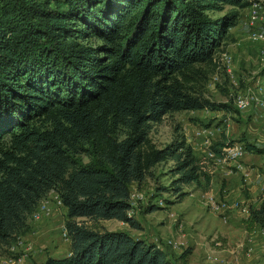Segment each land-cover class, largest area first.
Instances as JSON below:
<instances>
[{"label": "trees", "instance_id": "trees-1", "mask_svg": "<svg viewBox=\"0 0 264 264\" xmlns=\"http://www.w3.org/2000/svg\"><path fill=\"white\" fill-rule=\"evenodd\" d=\"M253 1L0 0V255L18 254L11 247L28 216L55 190L69 247L42 264H177L154 239L97 221L142 227L131 185L141 189L160 162L174 161L180 197L182 184L209 178L183 134L158 145L149 132L171 111H231L203 89L224 71L222 41ZM225 4L232 8L210 14ZM235 143L223 132L209 151L221 158ZM244 224L264 231V196Z\"/></svg>", "mask_w": 264, "mask_h": 264}, {"label": "rangeland", "instance_id": "rangeland-1", "mask_svg": "<svg viewBox=\"0 0 264 264\" xmlns=\"http://www.w3.org/2000/svg\"><path fill=\"white\" fill-rule=\"evenodd\" d=\"M231 8L225 4L222 9L210 14L219 16ZM253 10L251 4L238 9L237 21L229 28L218 52L224 71L212 74L203 89L204 94L211 99L230 102L231 111H171L160 122L152 124L149 132L158 145L183 134L209 178L202 175L198 180L182 184L184 195L180 197L179 192L170 185L175 178L170 171L174 161L160 162L154 166L153 175L147 177L141 189L135 183L131 185L132 211L142 227L133 228L116 219H99V226L126 229L133 234L154 239L175 258L177 264H230V254L253 250L247 232L243 231L245 224L240 212H243L242 205H247L249 209L251 202L264 193V151H246L239 139L244 137L264 148V116L256 106L239 110L233 102L236 94L255 90L264 74V39L254 41L250 37L253 27L261 23L251 22ZM87 42L95 45L100 40L89 38ZM260 96H264V92ZM223 132L235 139V144L242 146L244 151L237 157L219 158L210 155V144L219 139ZM155 185L167 186L168 189L153 195L156 192ZM224 193L235 198L236 195L249 197L250 201L241 204V200L237 199V206L220 212L219 207H214L208 200L213 196L218 203ZM57 197L55 190L48 191L41 200L48 202L49 212H42L38 217L32 214L28 216L29 230L11 247L18 253L12 257H21L27 264H42L48 254L66 253L65 248L69 245L62 232L65 207L57 204ZM149 205L156 208L150 210ZM47 220H51L48 228L44 227ZM85 220L87 223L92 222ZM167 239L174 240L176 245L168 244ZM33 240L39 244L35 250L29 247ZM185 249L190 251L183 259L181 254ZM5 257L0 255V261Z\"/></svg>", "mask_w": 264, "mask_h": 264}, {"label": "built area", "instance_id": "built-area-1", "mask_svg": "<svg viewBox=\"0 0 264 264\" xmlns=\"http://www.w3.org/2000/svg\"><path fill=\"white\" fill-rule=\"evenodd\" d=\"M251 6L254 8V13L251 18V22L254 23L255 21H260L264 25V0H254L251 3ZM250 37L252 40L256 41L258 39H264V31L260 30L258 25L253 27V30L250 32ZM264 92V74L262 75V79L258 82L255 90H248L244 91V93H238L236 94L233 102L235 104V107L239 110H246L250 106H256L259 110L263 112L264 116V96H260V93ZM225 156L221 158H225L226 156L231 157H237L239 154H241L244 150L242 146H239L237 144H234L232 146H226L224 147ZM210 155H212V152H210ZM213 156V155H212ZM209 203L212 204L214 207H219L220 212H223L224 209L227 208H233L238 205V201L233 200L229 201L227 198H223L221 200H218V203L216 202L215 198L213 196H210ZM58 205H63L61 200L57 197L56 200ZM243 202H241L242 204ZM50 205L47 201H40L38 203V206L36 210L32 213L34 217H38L40 213L42 212H49ZM248 211L247 205H242V211ZM131 212H133L131 210ZM63 235L66 236V233L64 231V228L62 230ZM155 241V240H154ZM157 242L158 246L162 247L161 243ZM167 243H171L173 245H176V242L172 239H167ZM14 246V245H13ZM8 259L14 258L12 256H7ZM7 257L2 259L0 261V264L8 263L9 260H7Z\"/></svg>", "mask_w": 264, "mask_h": 264}, {"label": "crops", "instance_id": "crops-1", "mask_svg": "<svg viewBox=\"0 0 264 264\" xmlns=\"http://www.w3.org/2000/svg\"><path fill=\"white\" fill-rule=\"evenodd\" d=\"M258 27H259L260 30L264 31V25L262 23H260L258 25ZM247 185H250V184H247ZM262 196H264V193L262 194ZM223 198H227L230 201H233L234 199L235 200L239 199V200H241V202L250 201L249 197L236 195V198H235V197H233L231 195H227L226 193L223 194ZM260 198L255 200V201H253V202H251L252 203L251 205L257 204L259 202ZM63 211L65 212L66 208H63ZM240 213H241L242 219H245L247 217L248 211L245 210V211L240 212ZM50 222H51V220H47V222H45V224H44V227L48 228V226L51 224ZM243 231L247 232V234H248L247 236H248V238L250 240V243L252 244V247H254V248H253L252 251L245 252L246 254L245 253H240L239 251L237 253H235V254L234 253L230 254L228 256L229 257V261L228 262L230 264H252V263H254V260L256 261L258 258L262 257L258 262L255 263V264H260L264 260V256H261V254L264 253V245H263L264 244V231L258 226H254V227H252L250 229H247L245 227ZM66 240L68 241L67 244L69 245V238H66ZM20 241H21V239H20ZM37 245H39L37 240H33L30 243L29 247H31L32 250H35ZM65 250L67 252L68 251V247H66ZM7 260H9L8 264H27L21 257L19 259H15V258L8 259V257H7Z\"/></svg>", "mask_w": 264, "mask_h": 264}]
</instances>
